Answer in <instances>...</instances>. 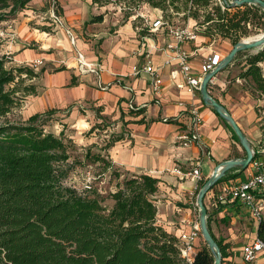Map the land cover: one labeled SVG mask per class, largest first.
<instances>
[{
    "label": "trees",
    "instance_id": "obj_1",
    "mask_svg": "<svg viewBox=\"0 0 264 264\" xmlns=\"http://www.w3.org/2000/svg\"><path fill=\"white\" fill-rule=\"evenodd\" d=\"M31 1L0 0V23L16 18ZM92 3L99 7L120 6L123 23L136 15L133 20L136 31H139L137 20L142 19L138 11L144 5L163 13L164 26L181 16L179 20L193 21L198 35L228 39L233 45L264 30V10L254 4L232 6L220 0H92ZM52 4L61 14L57 0H49L42 10L50 9ZM106 13L93 15L90 23L102 22ZM243 54H247L246 50L239 52L233 62ZM8 61V56L0 53V264H214V254L207 244L197 250L192 262L187 261L178 237L159 224L155 199L159 177L142 173L121 179L123 172L112 160L88 149L85 159L102 163V171H111L116 179L115 189L109 194L113 204L105 205V197L96 188L80 191L67 184L75 166L84 162L71 160L75 142L65 136L64 130L55 134L45 129L48 118L59 108L34 113L26 120L8 118L20 105L19 92L23 96L38 94L35 84L21 89L20 83L39 78L46 69L36 72L28 65L8 67ZM261 63L264 49L245 55V65L238 76L250 79L264 101ZM64 69L66 66L56 71ZM228 69L229 66L225 70ZM77 84V78L72 76L69 86ZM145 113V107L134 106L129 115L136 118L127 123H148ZM222 120L239 142L232 127ZM124 139V134L114 136L102 150ZM236 170L227 172L217 184ZM208 225L225 257V246L214 235L210 218ZM258 237L264 238V218L259 221Z\"/></svg>",
    "mask_w": 264,
    "mask_h": 264
},
{
    "label": "crops",
    "instance_id": "obj_2",
    "mask_svg": "<svg viewBox=\"0 0 264 264\" xmlns=\"http://www.w3.org/2000/svg\"><path fill=\"white\" fill-rule=\"evenodd\" d=\"M48 1L32 0L16 18L1 23L10 25L16 32V39L13 43L9 44L6 40L0 48L1 54L10 52L12 65L20 66L28 59L56 61L54 64L59 65L58 61L63 57L64 62L61 63H65L67 67L61 71H45L41 79L48 81L46 85L42 84L41 89L43 90L32 97L29 116L49 108H63L68 104L82 103L90 99L98 100L100 105L107 103L108 113L114 112L118 105L124 107L129 103L145 107L148 123H128L129 137L112 145L108 149L107 156L122 172L147 173L161 179L159 191L155 195L158 207L157 219L167 231L179 238L198 221L195 199L198 183L195 179L183 177L174 170L179 168L187 172L193 165L200 162L206 180L212 175L218 163L243 156V147L234 139L232 131L222 118L211 108L205 106L198 95L192 96L177 86L179 79L174 80L171 76L175 64L166 62L167 53L165 51L154 49L148 53L156 41L145 38L151 42H141L133 26V19L119 24L114 33H110L111 27L106 25L107 15L102 22L90 25L94 31L91 34L94 37L93 42L99 43V50L96 51L91 43L85 42L79 36L77 31H73L75 43L59 25L53 28L54 33L47 30L41 31L39 25L46 23L44 21L46 16L49 18L47 23L54 26L51 22L50 9L42 10ZM65 6H62L63 9ZM152 12L158 15V19L162 18L159 9L152 8ZM65 13H61L64 22L73 28L71 21L67 18V10ZM163 29L164 27H161L158 30ZM37 32L43 40L37 38ZM161 39L163 43L158 40L159 46H163L170 39L169 34L166 33ZM31 42H36L39 49L31 48ZM215 42V39L199 35L196 41L185 44L192 54L191 64L195 72L200 71L204 58L209 54L216 52L224 57L232 49L231 44L226 42L225 48L219 50ZM53 50H57L58 53L52 52ZM78 52H81L87 61L98 63L102 67L101 80L107 84L106 89L98 86V79L93 73L83 74L79 71L76 58ZM147 54H150V59L155 68L159 70L163 80L162 93L158 97L151 92L148 74L129 75L135 65H141L146 61ZM229 72L230 70H223L213 78L210 92L227 107L249 140L255 145L261 136V130L258 136L256 135L257 131L254 126L258 121L257 112L252 106L247 107V105L234 102L232 92L226 90ZM72 76L77 78L78 84L75 86H69ZM180 102H184L185 105H180ZM192 103L200 107L204 118L203 133L209 149L208 155L205 156L197 146L185 148L175 141L177 133L187 122V119L181 116L183 110ZM176 116L178 118L171 122L164 121V118ZM134 118L136 117L127 116L128 120ZM151 120L155 121L151 122ZM80 129V133L85 131L83 128ZM234 173L235 171H232L229 176L231 177ZM247 173L246 176L237 175L236 178L246 179L250 174L249 170ZM229 176L216 184L205 198L212 231L225 246L226 255L223 257L222 264H264V259L249 263L243 258V247L258 237L259 220L254 218L248 207L239 201H218L220 187L230 179ZM262 216L264 218V206ZM197 245L198 249L203 247L202 237L197 240Z\"/></svg>",
    "mask_w": 264,
    "mask_h": 264
},
{
    "label": "rangeland",
    "instance_id": "obj_3",
    "mask_svg": "<svg viewBox=\"0 0 264 264\" xmlns=\"http://www.w3.org/2000/svg\"><path fill=\"white\" fill-rule=\"evenodd\" d=\"M56 1V0H55ZM57 4L59 9L65 13V10H67V18L71 21V24L73 25V28L70 27L73 31H77L79 36L87 42L91 43V46L94 47V49L99 50V43L93 42L94 37L91 35L94 33V31L91 29V26L93 23H90V20L93 15L100 13V12H107V18L108 21L106 23L107 26L111 27L110 33H114L115 28L123 23L124 14L121 10L120 6L115 5H109L105 7H99L92 3V0H57ZM65 6V9H63ZM69 6V7H68ZM66 14V13H65ZM163 15V13L161 12ZM138 15L142 17V19L137 20L138 24V30L137 31V37L141 42H151L156 41L155 43L161 42L163 43V38L166 33H168V25L178 24L181 26L191 25L192 21L190 19L184 21L182 19H178L181 16H178V18H174L173 22L170 24H167L166 27L163 30H157V31H151L148 29L154 27L155 23L158 20V15L154 14L152 12V7L148 5H144L141 7V9L138 11ZM136 15L131 17L130 19H135ZM146 19L148 21H146ZM49 18L46 16L44 21L46 22L44 25H39L41 31L47 30L51 33H54L55 31L53 28H55V25L48 24ZM52 22V21H51ZM1 24V23H0ZM117 24V25H114ZM50 26V27H49ZM8 25H0V29H7ZM251 29L254 30V27L251 26ZM140 32V33H138ZM264 30L260 31L259 33H253L250 36L244 37L242 39H246L249 37H254L257 34L263 33ZM37 38L42 37L39 35V32H37ZM151 39V40H145ZM161 39V41H160ZM214 40V39H213ZM216 46L219 48V50H222L225 48L226 42H229L231 45V48H233V44L228 39H215ZM6 40H0V42H3ZM30 47L34 49H39V45L36 42H31ZM148 48V47H146ZM264 49L263 47H257L254 49L246 50L247 54H255L259 52L260 50ZM231 49L229 50V52ZM52 52L58 53L57 50H53ZM160 52V51H159ZM228 52V53H229ZM227 53V54H228ZM226 54V55H227ZM243 54L241 58L238 60L232 62L229 65V76L227 77L228 83L226 90L231 91L233 95L234 102H238L241 105H247V107H253V109L257 112V115H261V109L264 106L263 99H260L259 92L256 91L254 88L253 83L250 79L246 80L239 75V73L242 71L243 66L245 65V55ZM225 55V56H226ZM11 56V55H10ZM37 60V59H36ZM42 64H40L38 67L33 66L32 59H28L27 62L22 65H28L30 67H33L36 72H40L42 68H45L46 71L54 72L57 69L61 68L62 66H65L63 57H61L58 61L59 65H55L54 62L56 61H45V59H41ZM11 58H9V61L7 63L8 67H12L15 65H12L10 63ZM261 66L263 67L264 71V63H261ZM67 68V67H66ZM45 73V72H44ZM43 73V74H44ZM42 74V75H43ZM42 76L39 78H33V79H26L24 82L20 83V88L23 89L24 86L35 84L37 87L38 93H40L44 83L46 85L48 80H42ZM13 86V85H12ZM234 89V90H233ZM224 92V91H223ZM22 92L18 93V97L20 99V105L12 110L11 113L8 114V118L11 120H26L29 118V107L31 105V100L33 96L36 95H27L23 96ZM200 97V94L198 95ZM73 105V107L68 110L67 108L69 106ZM134 106V103L132 104ZM206 106V105H205ZM258 106H261L260 109H258ZM107 103H104V105H100V102L95 99L85 100L82 103H71L68 104L66 107L59 108V110L50 118H48L47 124L45 125L46 131L54 132L55 134H60L62 130L65 132V136L72 138V140L75 142V148L72 150V161L74 160H80L84 162V164H77L73 171L71 172L70 176L67 179V184L72 185L76 187L78 190L83 191L90 188H96L99 190V192L105 197L104 204L108 207L113 204V201L110 199L109 194L111 191L115 189L116 186V179L111 175V171H108L107 173H104L102 171V163H91L88 162L85 159V155L88 149H91L92 152H101L104 156H107L108 149L102 150L107 144L109 140L112 139L114 136H119L121 134H124L125 138L129 137L130 130L127 123V116L129 115L130 110L132 107H130V103L128 105H125L122 107L121 105L116 106L114 112H107L106 111ZM124 108V109H123ZM44 112V111H42ZM124 112L125 116H122V113ZM117 114V117L115 115ZM256 127V135L258 136L261 125L260 121L258 120L257 123L254 125ZM94 127L93 132H91V129ZM80 128H83L85 131L83 133H80ZM255 141V140H254ZM245 156V152L243 153V156ZM240 158V157H239ZM110 159V158H108ZM248 169L244 170L241 174H239V171H235V173L231 176L234 177L235 174L241 175H247ZM123 174L128 175L127 173L123 172ZM238 175V176H239ZM245 175V176H246ZM204 176V175H203ZM124 176H121V179ZM230 177V176H229ZM230 177V178H231ZM205 180V178L203 179ZM203 182V181H202ZM199 183L198 190L196 192V196L201 188V183ZM199 213V212H198ZM202 240L204 242L203 247L205 246V241L202 236Z\"/></svg>",
    "mask_w": 264,
    "mask_h": 264
},
{
    "label": "built area",
    "instance_id": "obj_4",
    "mask_svg": "<svg viewBox=\"0 0 264 264\" xmlns=\"http://www.w3.org/2000/svg\"><path fill=\"white\" fill-rule=\"evenodd\" d=\"M223 1L229 3L232 2V0ZM223 1L220 0L221 3H223ZM50 12L52 23L61 26L69 35L71 41L75 43L73 30L64 22L62 15L56 12L54 4L51 5ZM146 21L148 20L146 19ZM161 27L165 28L166 26L163 25L162 18H159L155 23V28L152 27L150 30L155 32ZM167 27L170 39H168L163 46H159L157 43L153 44L148 53L154 49L165 51L167 53L166 62L169 64H175L174 69L171 71V76L174 80L179 79L177 86L184 89L192 96H197L200 94V87L204 76L220 63L223 56L216 52L209 54L204 58L200 66V71L195 72L191 64L192 54L190 50L185 47V44L196 41L199 36L197 28H193L190 25L181 26L178 24L168 25ZM15 39L16 32L12 30L10 25H8L7 29H0V40H7L10 44L13 43ZM3 54L10 58V52H5ZM76 58L79 71L83 74L93 73L98 79V86L102 89H106L107 84H104L101 80V72L103 71L102 67L98 63L87 61L81 52H78ZM32 63L34 67H38L42 64V60L37 59ZM143 73L150 76L151 92L158 97L162 93L163 80L159 70L155 68L152 63L150 54L146 55V61L143 64L135 65L129 75L139 76ZM180 105L185 104L184 102H180ZM130 107L133 108L134 105L130 103ZM260 112L261 115H258V120L261 125V136L254 145L255 157L249 166L250 174L246 179H238L234 177L225 181L221 185L217 196L219 202L239 201L245 204L250 210L252 216L259 221L263 218L262 209L264 206V107ZM181 116L185 117L187 122L182 130L177 133L175 138L176 143L185 148L197 146L203 156L208 155L209 149L203 133L204 118L200 107L197 104L192 103L183 110ZM177 118L178 116L174 118H164V121L169 119L175 120ZM174 171L183 177H191L195 179L198 183L197 190L199 183L204 181L200 162L193 165L187 172H184L179 168ZM196 197L197 196H195V199ZM200 237H202V234L199 222L197 221L189 231L183 232L178 238V244L182 256L189 262L193 261L198 250L197 240ZM243 258L249 263L264 259V238L257 237L252 242L247 243L243 247Z\"/></svg>",
    "mask_w": 264,
    "mask_h": 264
},
{
    "label": "water",
    "instance_id": "obj_5",
    "mask_svg": "<svg viewBox=\"0 0 264 264\" xmlns=\"http://www.w3.org/2000/svg\"><path fill=\"white\" fill-rule=\"evenodd\" d=\"M227 1V0H226ZM232 6H239L244 4H254L260 6L264 10V0H232L230 3ZM257 47L264 48V32L257 34L252 38L242 39L237 42L231 51L222 58L220 63L211 71H209L203 78L200 87L201 101L207 107L214 110L224 119L234 130L239 138V142L245 151V156L240 158H232L224 160L217 164L211 176H209L205 183L200 188L196 197V206L198 208V222L201 230V234L205 243L214 254V264H222L223 256L221 248L218 242L213 237L208 225V209L205 204V198L208 192L217 184V182L226 176L227 172L233 169H237L239 172H243L248 169L252 160L255 157V149L252 142L249 140L245 132L239 126L233 115L227 109V107L217 100L210 92V83L212 79L220 72L225 70L237 57L238 53L244 50L254 49Z\"/></svg>",
    "mask_w": 264,
    "mask_h": 264
},
{
    "label": "bare ground",
    "instance_id": "obj_6",
    "mask_svg": "<svg viewBox=\"0 0 264 264\" xmlns=\"http://www.w3.org/2000/svg\"><path fill=\"white\" fill-rule=\"evenodd\" d=\"M259 35V34H258ZM249 38H252V37H249Z\"/></svg>",
    "mask_w": 264,
    "mask_h": 264
}]
</instances>
